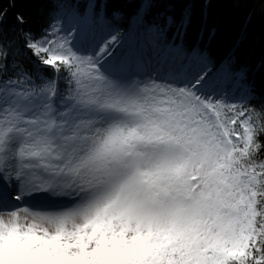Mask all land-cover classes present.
Here are the masks:
<instances>
[{"label": "rangeland", "instance_id": "374dc122", "mask_svg": "<svg viewBox=\"0 0 264 264\" xmlns=\"http://www.w3.org/2000/svg\"><path fill=\"white\" fill-rule=\"evenodd\" d=\"M61 18L63 33L45 43L41 51L46 50L51 66L58 61L74 65L80 59H86L87 65L85 72L80 70L77 80L79 94L60 106L64 110L61 132L66 148L59 151L64 156V165L57 168L70 177L69 183L73 185L70 192L89 190L109 180L114 143L125 146L129 149L125 154L130 153L139 177L147 180V202L157 213L152 211L145 216L147 212L111 207L109 200L114 191L111 190L110 196L106 194L104 200L92 207L59 219L23 213L1 215L0 264L264 263L260 251L264 238V164L249 159V165H245L247 180L232 178L229 171H224L225 154L219 150L215 136L209 134L212 127L206 122L197 123L198 120L187 123L190 119L182 126L176 120L178 110L170 108L173 94L169 96V91L155 88L156 81L175 83L167 81L163 74L175 76L176 81L180 78L177 73L171 75L174 51L170 49L161 60L156 56L151 62L149 59L138 62L142 52L126 48L129 39L120 42L106 32L94 33L92 19L76 12H63ZM150 36H154L153 30L143 34L141 40L133 41L134 46L144 47L146 57L156 49ZM130 60L142 65L139 77L149 82L142 95L134 83L122 91L103 71L123 68L138 77L137 71L131 70L137 68V63ZM201 79L198 77V82L191 85L193 88L185 79L179 87L172 86L169 90L191 89L212 111L211 106L215 108L216 117L212 116L210 122L220 123L225 132L232 131L236 169L239 149H243L245 157L249 155L253 137L250 119L240 113L239 107L229 105V96L220 97L217 91L211 93V88H200ZM245 91L240 89L237 96ZM17 95L6 91L0 97V160L9 155L15 167L16 156H23L29 174L37 158L48 163L52 153L37 127L22 128L23 120L46 121L41 102L45 92L39 98L38 109L22 108ZM187 105L182 102L179 110ZM104 109L121 110L143 119L135 129L126 126L110 129L109 119H102L110 125L105 133L96 123L106 114ZM192 140L198 143H191ZM140 142L145 151L139 150ZM148 149H154L151 153L155 156L146 154ZM211 155L214 158L208 161ZM192 177L198 182L195 195L188 182ZM64 184L60 181L48 184L51 186L47 188H51L52 196H61L67 192L60 189ZM178 194L188 202L180 203ZM115 249L121 251V257L115 256Z\"/></svg>", "mask_w": 264, "mask_h": 264}, {"label": "trees", "instance_id": "16d2710c", "mask_svg": "<svg viewBox=\"0 0 264 264\" xmlns=\"http://www.w3.org/2000/svg\"><path fill=\"white\" fill-rule=\"evenodd\" d=\"M63 12L92 16L117 38L153 30L159 46L175 47L183 63L200 61L207 75L242 74L251 92L242 103L254 125L250 156L264 164V0H0V91L28 79L75 87L77 68L50 67L41 51L62 33Z\"/></svg>", "mask_w": 264, "mask_h": 264}, {"label": "bare ground", "instance_id": "6f19581e", "mask_svg": "<svg viewBox=\"0 0 264 264\" xmlns=\"http://www.w3.org/2000/svg\"><path fill=\"white\" fill-rule=\"evenodd\" d=\"M96 123L99 126V129L104 131L105 133L108 130L107 126L110 127V125L105 123L102 118L97 119ZM111 124L112 125L110 129L118 128L117 123ZM100 134H102V132ZM16 174H18V170L14 167V163L12 162L10 156L6 155V157H2V159L0 160V183L12 190L19 192L22 188L18 179H16Z\"/></svg>", "mask_w": 264, "mask_h": 264}]
</instances>
